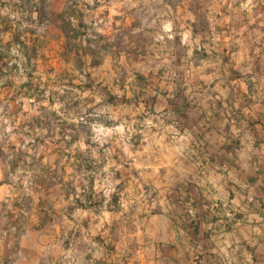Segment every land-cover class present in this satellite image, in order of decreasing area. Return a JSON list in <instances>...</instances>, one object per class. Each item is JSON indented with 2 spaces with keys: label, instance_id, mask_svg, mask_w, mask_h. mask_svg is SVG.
<instances>
[{
  "label": "rangeland",
  "instance_id": "obj_1",
  "mask_svg": "<svg viewBox=\"0 0 264 264\" xmlns=\"http://www.w3.org/2000/svg\"><path fill=\"white\" fill-rule=\"evenodd\" d=\"M125 1L81 0L91 17L101 4ZM132 2L151 11L137 20H153L166 5V26L104 34L89 24L85 37L77 30L50 58L35 55L26 68L33 92H25L34 102L0 123V181L13 184L22 201L30 193L39 198L41 227L52 220L65 227L60 237L49 227L41 235L43 264L53 262L55 245L71 250L56 264H75L78 254L87 264H264L263 175L256 170L263 109L229 123L222 106L237 95L224 93L231 81L264 84V44L227 43L229 23L213 28L205 10L222 0ZM242 7L222 15L244 22L257 16L258 7ZM192 18L194 35L185 31ZM178 33L194 40L177 46ZM248 47L255 53L239 58ZM239 111L232 109L234 117Z\"/></svg>",
  "mask_w": 264,
  "mask_h": 264
},
{
  "label": "crops",
  "instance_id": "obj_2",
  "mask_svg": "<svg viewBox=\"0 0 264 264\" xmlns=\"http://www.w3.org/2000/svg\"><path fill=\"white\" fill-rule=\"evenodd\" d=\"M236 2L229 4L226 3V0H222L218 7L214 3L207 4L205 10L208 22L213 28L219 25L224 29L228 28L225 24L229 23L232 32L224 30L222 36L228 44L238 43L242 45L244 42L264 44V35L261 34L262 28H264V6H258L253 2H246L245 4H236ZM240 6H243L242 8L248 12H252L253 8L258 7L257 16H251L244 22L242 19H235L234 17L227 19L226 15H222V13L226 14L228 7L239 13ZM158 8L166 10V5L161 3ZM162 10L159 11L160 14H156L157 16L153 20H148L146 16L144 19L137 20V17H142L140 13L150 14L151 11L148 12V9H143V6H137L132 0L122 3L101 4L96 7L95 12H92L94 17H91L88 5L82 3L81 0L72 7L68 0H0V123L8 122L10 114H12L11 117L17 118L18 109H23L26 104L34 102L33 96L29 93L25 95L28 88L33 90L28 83L32 81L34 76L32 71L26 70V68L31 61H36V56L42 54L50 58V56L55 55L56 48L60 46L62 49V46L71 38L72 33H76L77 30H80L78 38L85 37L86 35H82V32L87 29L89 24L106 29L103 30L104 34H108V29H111L112 34L125 28L132 29L134 32L136 27H149V23L152 22L159 28H163L166 25H164L165 20L161 14ZM185 10L187 11V7ZM217 13L222 15L218 20ZM193 22H195L194 18L186 21V32L193 34ZM236 25L237 28H235ZM187 28L191 31H188ZM234 29H238V32H233ZM245 29H253V31L245 35ZM190 33L188 35H180L179 33L175 35L176 45L181 46L185 42L191 43L194 39ZM160 34L166 39L174 36L162 32ZM220 37L217 35V38ZM184 50L182 46L181 51L184 52ZM253 53H255V48L252 47L240 48L238 51L239 58H244L246 61L250 59V55ZM25 76L27 77L26 81L23 78ZM231 82V85L225 87L224 93L227 92L228 95V92H237V95H234V98L231 96V98L223 99L222 106L226 108L224 120L231 123L237 117H241L242 114L244 117L251 109H261V111L263 109V120L257 118L256 126L261 128L259 135L263 140L261 145L264 148V84L249 88L244 78H238ZM234 82L235 85H233ZM253 90L256 92V97L243 96V92L249 93ZM237 108L240 109L237 112L239 116L234 117L235 114L232 109ZM208 120L214 119L207 118ZM231 150L232 147H229L230 154H232ZM256 164L260 166L256 170H259L261 177L263 175L261 185L264 188V151ZM0 170H2L1 167ZM13 188V184L7 180L0 181V264H43L44 261H41V258L48 253V249L42 247L41 235L46 237L49 227L52 235L60 237L66 233L65 227L55 220L41 227L39 198L30 193L24 195L29 196L26 197L29 199L22 201V197H17ZM262 200L264 206V197ZM261 211L264 212V208ZM15 219H18L17 224L13 222ZM161 219L165 224L168 223L166 216H161ZM64 225L66 224L64 223ZM76 230L81 233L82 225H76L75 232ZM12 234H15V238L11 240ZM11 241L17 245L15 255L10 256L9 245L12 244ZM67 251L70 253L71 250L65 249L62 245H55L51 251L53 260L51 264H56L61 256H66ZM78 255L79 258H76L75 264H87L84 259L82 260L81 254Z\"/></svg>",
  "mask_w": 264,
  "mask_h": 264
}]
</instances>
